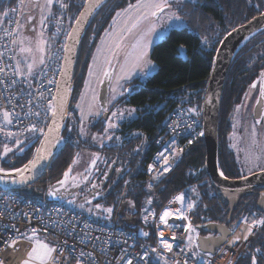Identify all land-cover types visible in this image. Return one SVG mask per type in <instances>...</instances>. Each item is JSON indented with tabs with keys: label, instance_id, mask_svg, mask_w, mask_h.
Segmentation results:
<instances>
[{
	"label": "trees",
	"instance_id": "16d2710c",
	"mask_svg": "<svg viewBox=\"0 0 264 264\" xmlns=\"http://www.w3.org/2000/svg\"><path fill=\"white\" fill-rule=\"evenodd\" d=\"M62 1L67 2V12L73 23L86 0ZM135 1L137 0H108L89 21L77 49L68 109L69 114L74 115L76 119V106L101 34L118 10ZM17 5V0H0V18L18 11ZM263 10L264 0H197L180 4L177 13L186 22L187 28L172 30L153 46L151 58L157 65V70L144 82L135 80L130 93L121 102L132 106L137 116L122 122L117 132L108 137L103 135V119H97L95 123L90 121V132L103 137L98 145L81 139L79 121L77 127H71L70 120H67L62 133L63 149L47 174L36 184L29 186L28 193L14 192L34 199V193H45L49 187L55 186L57 191L65 190L71 194L73 190L81 187L83 180H67L63 185L58 181L64 180V173L71 168L80 150L88 148L96 152L92 169L94 171L89 176L96 180L98 191L87 199L79 197L73 201L66 199L58 203L79 212H83L79 205H88L86 214L100 222L113 220L119 208L118 225L121 228L131 232L143 225L154 232V223L145 225L141 221L146 202L150 200V207L159 215L173 198L187 191L189 187H196L199 193L196 199L198 203L189 215L190 223L194 226L208 221L226 223L228 204L218 196L204 171L206 151L203 138L185 151L176 166L164 173L152 192L146 189L143 182L144 163L154 151L156 139L164 134L166 124L177 107H184L193 115L201 110L219 41ZM261 35H264V31L255 38ZM249 46L248 42L230 66L220 106L218 160L221 171L228 179H238L245 175L231 147L230 136L233 127L230 118L233 101L241 97V94L233 89L235 72L243 69L245 61L241 58ZM180 49L184 50V57L181 56ZM2 140L5 141L0 135V148ZM40 141L41 137L25 142L19 147L23 148V152H20L19 148L7 154L0 150V168L7 172L23 168L33 159ZM112 165L115 166V174L105 182ZM242 200L233 214L230 223L232 229L248 213L258 211L257 196L248 193ZM98 204L99 208L96 207ZM107 208L112 209L111 213L105 211ZM246 246V250H251L250 254L242 255L235 264H252L255 249L259 251L256 256L257 264H264V224Z\"/></svg>",
	"mask_w": 264,
	"mask_h": 264
},
{
	"label": "built area",
	"instance_id": "2783aa9c",
	"mask_svg": "<svg viewBox=\"0 0 264 264\" xmlns=\"http://www.w3.org/2000/svg\"><path fill=\"white\" fill-rule=\"evenodd\" d=\"M61 4L65 7H61ZM52 16L53 41L42 68L35 79L22 77L14 66L15 13L2 18L0 23V135L12 132L8 138L35 139L37 134L27 131L31 125L43 127L45 132L53 112L58 82L61 76L67 34L64 23L68 14L66 1L56 4ZM17 12V11H16ZM18 14V13H17ZM51 81V82H50ZM8 112L12 123L4 119ZM39 112L37 117L35 113ZM72 116V115H71ZM71 127H77V119L70 117ZM22 133V134H21ZM202 108L191 114L184 107H177L166 124L165 132L155 141L154 151L144 163L143 182L149 192L166 171L178 164L185 151L203 138ZM40 135L39 137H42ZM191 141V143H189ZM182 150V151H180ZM169 163L164 165V157ZM178 153V154H177ZM149 166H152L151 169ZM162 215V214H161ZM160 215V216H161ZM151 216L154 232L147 226H139L128 232L118 225L119 208L110 222H100L93 216L79 212L62 203H50L44 198L28 199L14 191L0 188V262L22 264L35 245L36 239L45 236L56 249L49 264H235L243 250L236 249L242 240H249V228L256 224L251 215L246 216L239 232L233 233L214 254L199 250L195 228L187 219ZM181 227H170V225ZM239 226V227H240ZM166 235L161 237L159 229ZM35 229V239L33 236ZM194 229V231H192ZM147 233V235H144ZM176 239L173 241L172 236ZM189 236L191 239H189ZM247 236V239L244 237ZM238 237V239H237ZM162 240L174 245L171 251L164 249ZM15 241V243H13ZM155 249V251H153ZM83 253V255H80Z\"/></svg>",
	"mask_w": 264,
	"mask_h": 264
},
{
	"label": "rangeland",
	"instance_id": "374dc122",
	"mask_svg": "<svg viewBox=\"0 0 264 264\" xmlns=\"http://www.w3.org/2000/svg\"><path fill=\"white\" fill-rule=\"evenodd\" d=\"M17 1L18 11L16 12L15 10L12 12L13 14L15 13L16 16V48L13 53L14 66L16 71L22 77L32 79L42 67L45 57L51 49L53 35L49 32V29L51 26L53 7L57 4V2L62 0H53L51 4H48L47 0ZM186 1L195 2L197 0H169V3L171 4L170 8H166L163 12H159L157 16L149 17L148 20L143 21L141 28L144 31L134 30L132 33H127L126 31L123 32L122 34L124 39L119 49L115 47L117 36L121 34L122 29L130 26L131 21H129L127 25L125 24L128 16L136 15L134 10L129 9V5L135 6L138 3V0L133 3H129L112 16V19L102 32L98 45L95 48L85 83L81 90L82 93L76 106L80 137L83 141L88 140L91 144L98 145L103 139L102 136H96V134L91 133L92 131L90 132L88 127L90 121L95 123L97 119L100 120L103 117V112L98 105V93L100 84L105 76V71H109V73L112 74V83L108 97L110 115L108 120L104 121V130L106 128L108 130L107 132H104V137H108L111 133H116L117 128H119V125L122 122L126 120H132L137 116L136 111L132 112V110H135L132 106L128 105L126 102H121L123 101L124 97L130 93L132 83L135 80L144 82L157 70V65L151 58L153 46L162 41L172 30L187 28L186 22L177 13V7ZM117 13H120V15L118 16ZM173 14L178 15L180 20L177 21L171 19L170 17H172ZM1 21L2 18H0V23ZM72 25L73 23L71 22V17L68 15L64 23V32L67 34V36ZM150 26H154L155 31H153L150 35H147L142 41V43L146 44V48L144 49L147 53L145 61L148 63H142L140 67H132L134 57L137 53V49H134L132 46L136 44V42L140 40L141 37H144V32ZM22 48L31 49V51L22 52ZM41 58L43 59V63L40 62ZM29 65L32 66L30 73ZM145 72L147 75H145ZM114 112L117 113L115 117L112 115ZM129 112H132V114L129 115ZM121 113L123 114L122 116ZM72 116L74 117V115ZM72 116L68 111L67 118H72ZM230 121L231 123H234L233 114H231ZM109 122L115 124L116 126L114 128H108ZM242 126L241 129V127L238 125V121L237 124L234 125L233 132L230 136V143L243 174L249 175L264 169V153H261L264 147V137L261 135V131H256V140L253 141V144H256L254 145L253 151L251 150L252 147L250 146L251 140L249 138L250 133L248 132L247 123L245 125L243 123ZM81 128L84 130L83 134L81 133ZM2 137L5 139V141L2 140L0 148L3 153L5 145L11 148L12 151H15L23 145L25 140H30L27 138H8L5 135ZM93 137H95V139H93ZM16 139L23 141V143L17 145L15 142ZM61 144L64 145L63 139L61 140ZM95 158L96 152L88 148H82L70 168L71 171H66L69 172L67 178L68 181L72 179L76 181L83 180L81 187L73 190L71 195L67 198L69 201L76 200V198L79 197H86L87 199L90 196H94L98 191V184L96 180L93 179L92 176H89V174H92L94 171L92 169H94L93 161ZM198 194L199 193L196 187H189L187 191L173 198L159 215H157L156 212L150 207L149 200L146 202L145 208L143 209L141 221L145 225L151 224V216L155 215V218H158L165 210H169L171 213H173L171 216L174 217L180 214L177 213V209H180V212H182L183 215L189 220L190 213L197 207L198 202L196 199H198ZM179 196L184 197L183 201L176 199ZM194 196L196 198H194ZM189 203L193 205L192 208H188ZM79 208L81 211L83 210V212H87L89 209L88 205H79ZM242 221L239 223V225L232 229V234L235 232L238 233L239 230H241L240 225L242 224ZM191 226L195 227L193 224H191ZM195 232L197 234L196 230ZM251 235L252 233L250 236ZM39 240L48 243L50 247L53 245L51 240L49 241L45 236ZM245 246L246 241L242 240L239 244H237L236 249L240 252L245 248ZM22 264H24V262ZM31 264H38V262L32 261Z\"/></svg>",
	"mask_w": 264,
	"mask_h": 264
},
{
	"label": "water",
	"instance_id": "95a60500",
	"mask_svg": "<svg viewBox=\"0 0 264 264\" xmlns=\"http://www.w3.org/2000/svg\"><path fill=\"white\" fill-rule=\"evenodd\" d=\"M108 0H101L98 6H95L94 0H86L80 13L69 31L72 35L67 36L65 44L64 62L62 67L61 76L57 86V92L54 101V107L59 103L62 98L64 102L63 112L55 116L56 124L53 125V114L49 125L53 126L51 132L52 143L54 147L48 149V153L45 154V158L40 160L35 168H30L28 171H24L21 176L15 179H6L0 176V188L10 191H21L22 193H28V187L39 182L42 177L47 174L48 169L54 162L53 156L56 152L57 144L63 139L62 133L65 129L67 120V112L69 109V103L71 98L73 76L75 70L77 49L83 33L93 17V15L105 4ZM89 5H92L89 7ZM81 13H84L81 18ZM80 23H77V20ZM264 27V12L256 16L247 23L235 28L236 31H231V35H226L227 39H223L224 43L219 45L215 59L213 63L212 73L207 83L204 102L202 105V121H203V140L205 144V164L204 171L211 182L213 188L217 192L218 196L228 204L227 213L229 214L228 221L238 207L241 199L247 192H251L253 189L264 186V171L251 174L238 179H228L224 175L219 166L218 160V145H219V116L222 95L225 87L226 78L230 69V66L239 51L243 42L252 34ZM16 44V33H15ZM182 57H184V50H179ZM46 59V57H45ZM45 62V60H44ZM44 64V63H43ZM43 66V65H42ZM42 68V67H41ZM40 68V69H41ZM39 72V71H38ZM108 72V76H104L103 81L100 84L98 93V105L103 112V121H107L110 115L108 107V97L110 86L112 83V74ZM71 122V121H70ZM48 125V126H49ZM48 133V127L46 132ZM45 137L42 136L41 140ZM58 141V142H57ZM38 148H41V143ZM37 150V149H36ZM59 155V154H58ZM36 156V152L34 157ZM33 157V158H34ZM33 160V159H32ZM24 168V167H23ZM21 168V169H23ZM7 172V171H4ZM12 172V171H9ZM114 172V165L111 167L105 182H107ZM54 187H49L47 192H36L33 197L44 198L47 202L55 203L66 200L71 194L63 196L64 190L60 196L52 197L49 193L54 191ZM264 201V194L261 195L257 208L264 213L262 203ZM200 233H207V236H200L198 238V247L202 253L214 254L220 247H222L232 235V230L227 229L226 225L218 223H208L205 225H198L195 227Z\"/></svg>",
	"mask_w": 264,
	"mask_h": 264
},
{
	"label": "snow or ice",
	"instance_id": "6c2138e0",
	"mask_svg": "<svg viewBox=\"0 0 264 264\" xmlns=\"http://www.w3.org/2000/svg\"><path fill=\"white\" fill-rule=\"evenodd\" d=\"M48 4H51L53 2V0H47ZM101 2V0H94V4L95 6H98L99 3ZM92 5H89V7H91ZM61 7H65V5L61 4ZM171 4L169 3V0H138V3L133 6V5H129V9H132L135 11L136 15L132 16L129 15L127 20L125 21V24L127 25L129 21H131L130 26L126 27L125 29L121 30V34L117 36V42L115 44V47L117 49H119L121 47V43L124 39L123 36V32H127V33H132L134 30H139V31H144L141 28V25L143 23V21L148 20L149 17H155L157 16V14L159 12H163L166 8H170ZM128 11V10H125ZM5 15H7V13H5ZM117 15L119 16L120 13H117ZM84 13H81V18H83ZM171 19L174 20H180V17L178 15L173 14L172 17H170ZM77 23H80V20H77ZM153 31H155L154 26H150L147 28V30L144 32V37H141L140 40H138L136 42V44H134L132 47L134 49H137V53L134 57V62L132 64V67H140L141 64H147L148 62L145 61V57L147 55L146 51L144 50L146 48V44L142 43V41L144 40V38L147 35H150ZM233 31H236L235 29H233ZM72 34L69 33V36H71ZM228 35H231V33H228ZM225 39H227V37H225ZM205 42H207V38H205ZM13 43H15V41H13ZM219 43L223 44L224 41L221 40L219 41ZM21 51H31V49H25L22 48ZM42 51V49H41ZM41 63H43V59L41 58ZM31 68L32 66L29 65V73L31 72ZM0 71H2V69H0ZM105 76H108V72L105 71L104 72ZM145 75H147V73L145 72ZM262 75H264V73H262ZM51 82V81H50ZM253 87H255V84L253 85ZM261 95H264V89L261 90ZM55 99V98H54ZM63 106H64V102L63 99L61 98L59 100V103L54 107L51 103L48 105L49 109L53 112V125L56 124V120H55V116L58 114L57 110L62 113L63 112ZM135 110H132V112H134ZM195 111V110H192ZM132 112H129V115L132 114ZM4 119L6 120V122L8 124H11L12 121L11 119H9V113L8 112H4ZM35 115L37 117L40 116V113L37 112L35 113ZM112 115L115 117L117 115V113H112ZM123 114L121 113V116ZM116 125L109 122L108 124V128H114ZM107 128L104 130L105 132H107ZM4 129L0 128V132H3ZM28 132L30 133H35L37 134V139L39 138L40 135H43L45 137L44 140H41V148H37L36 150V156L33 158V160L29 161L28 164H26L24 166V169H15V172H22V171H28L30 168H35L37 163L45 158V154L48 153V149L50 147H54L55 145L52 143V138H51V132L53 131V126L49 125L48 126V133H45V130L43 127H38L36 124L31 125V127H29L27 129ZM83 128H81V133L83 134ZM22 134V133H21ZM204 133H200V135L202 136ZM6 135L8 137H13L15 134L12 132H7ZM110 138V137H109ZM93 139H95V137H93ZM16 144L20 145L23 143V141L16 139ZM58 142V141H57ZM189 143H191V141H189ZM20 152H23V148H19L18 149ZM12 151L11 148H9L7 145L4 146V154H7L8 152ZM182 151V150H180ZM178 154V153H177ZM161 156L164 157L163 163L164 165H167L169 163L168 157L164 156L163 153L160 154ZM93 164H95V160L93 161ZM150 169L152 166H149ZM168 169L165 167L164 171H167ZM5 170L3 168H0V172H4ZM71 171V169H69V172ZM69 172H65L64 176H65V180H61L58 181L59 184L63 185L67 182V178L69 175ZM221 176H223V172L220 173ZM50 195H56V192H50ZM177 200L183 201L184 197L183 196H179L176 198ZM149 203H151V201H149ZM97 208L100 207V205H96ZM193 205L191 203L188 204V208H192ZM105 211L111 213L112 209L111 208H107L105 209ZM177 213H180L179 215L176 216V219H187L186 216L183 215L182 212H180V209H177ZM173 215V213H171L169 210H165L163 212V214L160 216V221L164 224L167 225V220L166 217H169ZM254 224L258 223V224H264V220H260V221H254ZM170 227H181L180 225H170ZM192 231H194V229H192ZM249 234H251L252 229L249 228ZM144 235H147V233H144ZM160 236L163 237V232L160 233ZM29 239H35V229H33V236L28 237ZM245 239H247V236L244 237ZM176 239L175 235L172 236V240L174 241ZM189 239H191V237L189 236ZM238 239V237H237ZM13 243H15V241H13ZM162 245L164 247V249H166L167 251H171L172 250V244L168 243L167 241L162 240ZM56 249L54 247H50L48 243L40 241L38 239H36L35 241V246L31 249V251L28 254V259L24 261V264H31L32 261H36L38 262V264H49V261L52 260V253L55 252ZM153 251H155V249H153ZM80 255H83V253H81ZM0 264H2V262H0ZM128 264H131V261H128ZM252 264H256V260L255 257H253V261Z\"/></svg>",
	"mask_w": 264,
	"mask_h": 264
},
{
	"label": "flooded vegetation",
	"instance_id": "af4514ba",
	"mask_svg": "<svg viewBox=\"0 0 264 264\" xmlns=\"http://www.w3.org/2000/svg\"><path fill=\"white\" fill-rule=\"evenodd\" d=\"M262 12H264V10ZM255 17H253V18H255ZM252 19H250V20H252ZM262 31H264V27L262 29L258 30L257 32H255L254 34H252L251 36H249L243 42L239 51L237 52L236 56L234 57V60H235L237 58V56L239 55L240 51L242 50V48L248 42L250 43V46L248 47L244 56H242V58H241V59L244 58V61H245L244 67H243V69L238 70V72H235L236 77L233 80V89L237 90L238 91L237 93H240L241 97L239 100L235 99L233 101L232 114L234 115V123L232 122L233 123L232 127L234 128V125L237 124V121H238V125L240 127L242 126L243 123H244V125L247 123L248 132L250 133L249 138L251 140L250 146L252 147L251 150H253V151H254V145L256 144V143L253 144V141L256 140L255 139L256 131L257 132L261 131V135L264 137V95H261V90L264 89V75H262V73H264V35H261V36L255 38ZM254 84H255V87H253ZM242 127H241V129H242ZM253 135H254V138H253ZM31 140H33V139L25 140L24 143L31 141ZM251 150H249V151H251ZM261 153H264V147H263ZM261 171H264V169L256 171L254 173L261 172ZM254 173H252V174H254ZM114 174H115V166H114L113 175ZM113 175L111 176V178L113 177ZM249 175H251V174H249ZM249 175H243L242 177L249 176ZM258 188H261L260 191H257ZM54 191L56 192V195H54V196L51 195L52 197L60 196L62 194V191H57L56 189H54ZM248 193H252V196H257V201H256V208H257V205L259 203V199H260L261 195L264 194V186L257 187L255 189H253L251 192H247L246 194H248ZM67 194L68 193L64 190L63 196H66ZM242 199H241L239 205L243 202ZM261 206L264 209V201H263ZM257 210L258 211H253V212L248 213L246 216L251 215L253 217V219H255V221L264 220V213L261 212L258 208H257ZM259 213H261L262 215H259ZM246 216H244L242 218V220ZM228 217H229V214H228ZM232 217H233V215H232ZM232 217H231L230 221H228V219H227L226 223H218V224L226 225L227 229L232 230L231 225H230V223L232 221ZM208 223H217V222L208 221L206 223L198 224V225H205ZM262 226H263V224L256 223V227L254 228L253 234L250 236L248 242L250 241V239L252 237H254L256 231ZM195 230L197 231V242H198V238L200 236H203V237L207 236V233H200L196 228H195ZM246 247L247 246H245V248L243 249L240 257L242 255L246 256V255L250 254L251 250H249V251L246 250ZM258 254H259V251L257 249H255V254L253 256V257H255V260H256V256H258ZM256 264H257V261H256Z\"/></svg>",
	"mask_w": 264,
	"mask_h": 264
},
{
	"label": "bare ground",
	"instance_id": "6f19581e",
	"mask_svg": "<svg viewBox=\"0 0 264 264\" xmlns=\"http://www.w3.org/2000/svg\"><path fill=\"white\" fill-rule=\"evenodd\" d=\"M64 145L61 144V141L57 144L56 146V152L53 156V159L56 158V156H58V154L61 152V150L63 149ZM24 169V168H23ZM21 169V170H23ZM24 171L22 172H15V171H12V172H0V176L3 177V178H6V179H15V178H18L19 176H21V174L23 173ZM163 232V237L166 235V232L164 229H159V235L160 233ZM164 241H167L168 243H171L172 246L174 245L172 242H170L169 240H164Z\"/></svg>",
	"mask_w": 264,
	"mask_h": 264
},
{
	"label": "crops",
	"instance_id": "0c3cea01",
	"mask_svg": "<svg viewBox=\"0 0 264 264\" xmlns=\"http://www.w3.org/2000/svg\"><path fill=\"white\" fill-rule=\"evenodd\" d=\"M54 13H55V5H54V7H53V14H54ZM53 14H52V15H53ZM51 18H52V16H51ZM49 30H50V29H49ZM15 48H16V44H15ZM14 51H15V49H14ZM37 74H38V73H37ZM37 74H36V76H37ZM36 76H35V77H36ZM35 77L32 78V80L35 79ZM41 238H42V237H41ZM41 238H40V239H41ZM47 238H48V237H47ZM38 240H39V239H38ZM48 240L50 241L49 238H48ZM51 242H52V241H51ZM51 247H52V246H51Z\"/></svg>",
	"mask_w": 264,
	"mask_h": 264
},
{
	"label": "clouds",
	"instance_id": "9594fccd",
	"mask_svg": "<svg viewBox=\"0 0 264 264\" xmlns=\"http://www.w3.org/2000/svg\"><path fill=\"white\" fill-rule=\"evenodd\" d=\"M53 16V15H52Z\"/></svg>",
	"mask_w": 264,
	"mask_h": 264
}]
</instances>
